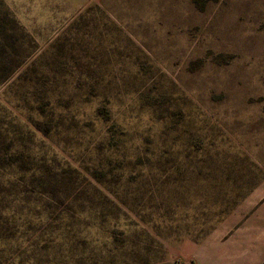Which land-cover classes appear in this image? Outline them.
I'll return each mask as SVG.
<instances>
[{"label":"rangeland","instance_id":"obj_1","mask_svg":"<svg viewBox=\"0 0 264 264\" xmlns=\"http://www.w3.org/2000/svg\"><path fill=\"white\" fill-rule=\"evenodd\" d=\"M0 264H264V0H0Z\"/></svg>","mask_w":264,"mask_h":264}]
</instances>
